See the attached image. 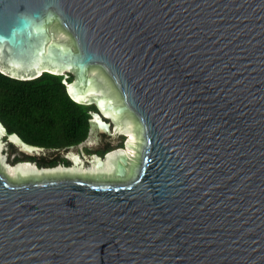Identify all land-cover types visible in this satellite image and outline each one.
I'll return each instance as SVG.
<instances>
[{
    "label": "water",
    "instance_id": "95a60500",
    "mask_svg": "<svg viewBox=\"0 0 264 264\" xmlns=\"http://www.w3.org/2000/svg\"><path fill=\"white\" fill-rule=\"evenodd\" d=\"M0 72L129 134L91 177L0 121V264H264V0H0Z\"/></svg>",
    "mask_w": 264,
    "mask_h": 264
},
{
    "label": "trees",
    "instance_id": "16d2710c",
    "mask_svg": "<svg viewBox=\"0 0 264 264\" xmlns=\"http://www.w3.org/2000/svg\"><path fill=\"white\" fill-rule=\"evenodd\" d=\"M73 79L71 74L67 81ZM96 111V105L80 104L71 98L61 75L44 73L33 80H18L0 72V121L8 134H16L46 153L26 155L7 143L11 165L36 162L40 167H51L68 163L61 152L77 148L88 139L91 113Z\"/></svg>",
    "mask_w": 264,
    "mask_h": 264
},
{
    "label": "flooded vegetation",
    "instance_id": "af4514ba",
    "mask_svg": "<svg viewBox=\"0 0 264 264\" xmlns=\"http://www.w3.org/2000/svg\"><path fill=\"white\" fill-rule=\"evenodd\" d=\"M106 121L111 123V133L106 134V133L100 132L99 129L94 127L92 125V123L90 122L91 129H90V135L88 137V139L91 137L93 131L96 132L95 134H100L106 140L105 143L103 144V147L95 148V149H91V148L85 147L84 151H81V152L78 151L79 153L77 151H76V153L74 152L79 147L71 148V149H68V150H64V151L61 152V155L67 160L68 163L60 162V163L56 164L55 166L40 167L36 162H30V163H32L31 165H34L35 167H37L38 169H41V170H54V169L61 168L62 170L66 171V172L74 171V170H76L79 167H83L84 166L85 168H87V167H91L93 165V166L96 167L97 170H99V173L97 175H94V176H91V177H103V178H105V176H108V174L112 175V173H104V170L107 169L108 167L110 169L113 166V161H110L107 166H104L103 159L106 158L107 154H109L110 152H112V151H114V150H116L118 148L124 149L125 148L124 147V141L129 137V134L128 135L123 134V133L120 134V136H121L120 143L118 145H114L113 144V140L114 139H113L112 132L117 130L118 127H117V124L114 123V121L112 119H107ZM88 139L82 144H85L88 141ZM107 147H111V149L109 151H106ZM44 152L45 151L43 150V152L41 154L46 155V153H44ZM102 152H104V153L102 154ZM41 154H37V155H41ZM94 156H97V157L100 158L99 161H102L103 167H99V163H101L99 161H96V162L94 161L93 163L90 162L93 159ZM74 157L78 158V161H79L78 165L75 164ZM24 163H26V162H24ZM73 176H78V175H73Z\"/></svg>",
    "mask_w": 264,
    "mask_h": 264
},
{
    "label": "rangeland",
    "instance_id": "374dc122",
    "mask_svg": "<svg viewBox=\"0 0 264 264\" xmlns=\"http://www.w3.org/2000/svg\"><path fill=\"white\" fill-rule=\"evenodd\" d=\"M113 133V132H112ZM120 134H122V133H120ZM120 134H118V136L116 137V139L115 140H113V144L114 145H118L119 143H120V139H121V136H120ZM128 139V138H127ZM126 139V140H127ZM126 140L124 141V149H122V148H118V149H116V150H126ZM86 146L84 145V144H82L81 146H79V148H77L74 152L76 153V151L78 152H81V151H84V148H85ZM103 147V146H102ZM99 148H101V147H99ZM93 149H95V148H93ZM7 150H8V148H7V145L5 144V143H1V153H2V155L3 156H5V158H6V164H8V165H10V166H12L11 164H9V162H8V154H7ZM115 151V150H114ZM78 152V153H79ZM113 152V151H112ZM111 153V152H110ZM100 160V158L99 157H97V156H94L93 157V159L90 161V162H96V161H99ZM95 164V163H94ZM84 167V166H83ZM38 169V168H37Z\"/></svg>",
    "mask_w": 264,
    "mask_h": 264
},
{
    "label": "bare ground",
    "instance_id": "6f19581e",
    "mask_svg": "<svg viewBox=\"0 0 264 264\" xmlns=\"http://www.w3.org/2000/svg\"><path fill=\"white\" fill-rule=\"evenodd\" d=\"M77 160H78V158H77Z\"/></svg>",
    "mask_w": 264,
    "mask_h": 264
}]
</instances>
